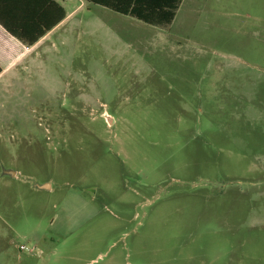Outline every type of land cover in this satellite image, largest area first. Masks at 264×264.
<instances>
[{"label":"rangeland","instance_id":"1","mask_svg":"<svg viewBox=\"0 0 264 264\" xmlns=\"http://www.w3.org/2000/svg\"><path fill=\"white\" fill-rule=\"evenodd\" d=\"M66 41L4 127L0 264H264V0Z\"/></svg>","mask_w":264,"mask_h":264},{"label":"crops","instance_id":"2","mask_svg":"<svg viewBox=\"0 0 264 264\" xmlns=\"http://www.w3.org/2000/svg\"><path fill=\"white\" fill-rule=\"evenodd\" d=\"M77 1L74 9V0H0V142L21 95L42 85L41 56L52 53L56 40L67 42L75 12L90 4Z\"/></svg>","mask_w":264,"mask_h":264},{"label":"trees","instance_id":"3","mask_svg":"<svg viewBox=\"0 0 264 264\" xmlns=\"http://www.w3.org/2000/svg\"><path fill=\"white\" fill-rule=\"evenodd\" d=\"M151 25L170 24L183 0H87ZM2 69L0 67V74Z\"/></svg>","mask_w":264,"mask_h":264},{"label":"built area","instance_id":"4","mask_svg":"<svg viewBox=\"0 0 264 264\" xmlns=\"http://www.w3.org/2000/svg\"><path fill=\"white\" fill-rule=\"evenodd\" d=\"M22 248H24V247H22Z\"/></svg>","mask_w":264,"mask_h":264},{"label":"water","instance_id":"5","mask_svg":"<svg viewBox=\"0 0 264 264\" xmlns=\"http://www.w3.org/2000/svg\"><path fill=\"white\" fill-rule=\"evenodd\" d=\"M43 186H44V185H43ZM43 186H42V187H43Z\"/></svg>","mask_w":264,"mask_h":264}]
</instances>
